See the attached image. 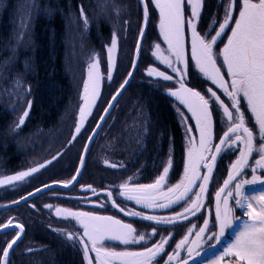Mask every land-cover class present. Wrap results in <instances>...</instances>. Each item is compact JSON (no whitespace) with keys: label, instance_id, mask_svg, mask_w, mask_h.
Returning a JSON list of instances; mask_svg holds the SVG:
<instances>
[{"label":"snow or ice","instance_id":"snow-or-ice-1","mask_svg":"<svg viewBox=\"0 0 264 264\" xmlns=\"http://www.w3.org/2000/svg\"><path fill=\"white\" fill-rule=\"evenodd\" d=\"M143 6V19L145 25L149 21V4L159 11V32L163 41L167 44V55H160V44L154 45L155 51L152 56L166 65L175 74L168 75L166 72L158 71L155 67L146 69L149 77H157L162 81H175L179 87L167 89V95L177 102L176 111L185 128V139L187 141V153L184 161V171L180 180L174 184H169L170 171L173 169L172 151L166 161L161 162L162 171L150 184H131L134 177H129L128 181L119 185L118 195L127 201H133L143 208H168L173 204L182 205L183 212L176 213L172 217H159L146 215L139 211L126 210L112 198V192L106 193L112 201V207L119 208V211L126 216L139 217L142 220L153 221L155 224L175 223L180 219H187V214L195 215L203 206L204 199L208 193V185L213 179V170L218 157L226 150L237 147L239 156L233 161L228 169L227 178L214 193L215 201V223L219 228V233H213L208 239L219 240L224 235L225 230L231 228L234 240L227 248L225 255L230 257L229 264H264V189L259 195L253 190L252 195L246 194L245 186L256 183L264 184V179L255 175L257 168L264 170V0H219L218 8H222V19L213 15L210 21L203 24V30L198 31L201 24L202 8L204 0H139ZM185 6L190 9V14L185 15ZM26 7H34L27 5ZM115 7V6H114ZM118 12V9H117ZM31 13H28L30 22ZM79 20L85 29L89 25L88 17L83 6L80 7ZM28 24L21 20V28L27 29ZM186 29L190 31L191 61L194 68L198 69L205 80L211 81L217 89L230 101L226 104L217 95L213 88H207L206 95L192 87L186 86L189 62L185 58ZM214 33V34H213ZM230 33V34H229ZM22 33L19 37L22 39ZM145 35L144 28H141L139 37ZM227 35V42L224 43L219 52L214 50L218 43H223V37ZM118 48V37L115 32L112 34L111 44L106 46L107 51V72L106 76L101 71V64L98 56H93L88 65L87 78L83 81L82 93L80 96L78 120L75 126V133L79 134L84 127L86 120L92 114V110L101 94V82L104 79L112 81L115 69L116 57L114 53ZM141 45L137 42L136 55L139 56ZM222 57V63L218 66V60ZM183 65V67H181ZM136 61L132 62L135 68ZM226 69L222 73L221 69ZM225 75L229 78L225 79ZM129 78L132 72L128 73ZM129 83L124 80L118 89L111 95L103 114L99 117L92 134L88 137L91 141L97 135V129L101 128L110 110L116 107L118 98L122 95L125 86ZM17 87H22L19 80ZM30 92V88L27 89ZM242 101L245 102V110L242 111ZM26 108L20 115L16 128L19 129L29 116L32 101H25ZM182 108H186L190 116H185ZM245 111L250 113L254 121L252 127L248 126L249 120L245 116ZM220 115L221 122L226 131L222 135H217L214 131L213 114ZM194 120V125H190L188 120ZM147 129H145L146 131ZM193 130L198 136L192 135ZM255 130V134H254ZM76 136L72 137L75 140ZM259 140L258 146L254 144ZM218 140V143H214ZM71 142V141H70ZM242 144L243 147H238ZM85 146V151H88ZM259 155L256 159V167L252 168V179H243L242 174L245 168L249 167V158L253 153ZM56 157H53L55 160ZM48 161L47 163H51ZM105 163H108L105 161ZM84 158L81 157V166ZM45 164L21 171L15 175L0 178V185H12L13 182L24 181L27 177L40 171ZM112 168L124 167L123 163L109 164ZM206 170L201 173V170ZM80 170L77 169V175ZM239 178V179H238ZM76 176L72 180L58 182L67 188L73 184ZM52 187L46 184L44 188ZM194 187L199 188V192L194 191ZM88 189L96 194V190L90 185ZM167 189V191H165ZM43 189L37 188L35 192L22 196L20 200L27 201L30 196L41 192ZM195 196V199L192 197ZM20 200L13 201L18 204ZM166 201V203L164 202ZM186 205V206H185ZM104 207V204L100 205ZM35 208V205H32ZM45 208L52 209L53 205L46 204ZM235 208L243 210L247 220L234 227V222L240 221V217L235 216ZM57 217L69 222H75L82 231H61L70 241L79 243L82 246L84 259L88 264H93V257L89 253H95L96 264H154L156 258L162 254L167 255L165 264H171L177 260V264H189V260H194L196 251L200 247L199 240L209 231V220L205 219L203 226L195 233L197 239L191 241L195 249L187 247V258L180 257V249L189 244V235L192 228L188 229L185 235L175 245V250L171 254L165 253V245L168 237H161L160 241L151 247H145L142 251H113L106 244L119 242L124 245L146 243L144 234H137L136 229L130 223H123L112 216L96 215L93 212L73 211L67 208L55 207ZM195 227V226H194ZM15 229V235L11 240L6 241V246L0 249V264H11L10 254L21 240L24 226L13 219L0 223V232ZM157 234L153 227L151 235ZM31 251V249H28ZM218 264V262H217Z\"/></svg>","mask_w":264,"mask_h":264},{"label":"trees","instance_id":"trees-1","mask_svg":"<svg viewBox=\"0 0 264 264\" xmlns=\"http://www.w3.org/2000/svg\"><path fill=\"white\" fill-rule=\"evenodd\" d=\"M86 1L82 0L85 7ZM130 1L134 4L137 1L136 5L143 10L139 0ZM80 3L81 0H40L28 22L29 31L26 32L24 40L19 38L22 32L18 13L19 0H0L2 167L8 173L14 174L52 161L24 181H18L22 184L30 180L31 184L23 185L18 192L11 194L10 191L0 199V205L16 201L45 184L72 180L76 175L88 136L85 135L82 141H77L79 148L75 160L67 159L66 164L60 161L57 155L66 150L72 136L74 122H69L68 118L71 107L78 99L80 89L77 79L78 75L80 76V68L84 66L79 56L72 63L73 50L68 43L67 21L73 12L80 9ZM151 32L149 26L136 75L95 139L78 184L69 191L52 189L43 192L21 206L0 212V223L13 219L26 228L25 238L12 253L11 264H86L77 247L72 246L54 229L58 227L59 221L47 213L44 204L69 203L67 205L72 206L79 200L97 201L103 197L108 201L104 212L119 215L116 208L112 207L106 195L107 191L112 192L114 196L117 190L113 188H118L119 184L129 177H134L133 183H152L162 171L161 162L167 160L171 149L174 151V164L170 181L179 177L185 161L184 138L172 107V98L165 92L164 83V87H158L153 79L140 72L145 42ZM110 34L109 24L103 21L100 29L94 30L91 44L97 46L104 43V37ZM20 40H24L21 41L24 44L20 43ZM134 46L135 44L131 45V51ZM130 65L131 63L126 64V61L121 60L120 72L115 77L113 86L108 88L109 93L101 104L102 112L111 95L127 79L132 69ZM17 77L23 79V83L30 88L33 106L26 123L19 132L14 133L9 131V128L14 120L15 110L11 101L6 104L8 98L3 93H7L6 87L7 91L11 89V84ZM193 85L196 84L193 82ZM88 131L87 135L92 130ZM101 142L103 145L104 142L112 145L114 150L107 155L117 165L123 163L124 167L113 169L100 163ZM53 157L56 159L53 160ZM83 185L86 188L89 185L95 186L99 190L96 194L89 191L85 195L75 194L74 192ZM114 200L119 202L117 198ZM31 205H36V208ZM14 233L15 231H10L0 234V249L6 246L5 242L11 240ZM26 244L34 245L35 250L25 251Z\"/></svg>","mask_w":264,"mask_h":264},{"label":"rangeland","instance_id":"rangeland-1","mask_svg":"<svg viewBox=\"0 0 264 264\" xmlns=\"http://www.w3.org/2000/svg\"><path fill=\"white\" fill-rule=\"evenodd\" d=\"M39 1L40 0H19L18 13L20 15V19L25 20V22L28 24V13L29 12L31 13V18H32V16L34 15L33 12H34V10L37 9V3ZM86 2H87V5L85 7V6H83L82 0H81L79 7L83 6L84 11L88 17L89 25H88L87 29H85L83 23L79 20L80 9L73 12L70 15L71 18L67 21V23H68V36H69L68 43H70V45H71V49L73 50L72 58H74V60L71 58L73 61L72 63H74L75 60L78 59L77 57L79 56V58H82V61H83L82 64H84V66L82 69L80 68V70H79L80 76L78 75V79H77V81H78L77 85H78V88L80 89L78 99L74 103V105L71 107V109H70L71 112H70L69 118H68L69 122H71V123H72V121L74 122L73 123L74 126L72 127L73 128L72 129V136L68 142V147L66 148V150H62L63 152L62 153L59 152L57 155V157L60 159V161H62L63 163H66V164L68 163V161H71L72 159L75 160V158L78 155V148H79L77 141H79V140L82 141V138L85 135L88 137L90 136V134L92 132L91 130H93L95 128L97 122L99 121V117L103 114V112L101 111V104L104 102V100L106 98L105 96L108 95V93H109L108 88L113 86V81H114L115 77L117 76V74H119V72H120L119 65L121 63V60L126 61V64L131 63L130 67L132 66L136 44L139 40V33H140L141 28H143V25H144L143 10L142 9L140 10L141 7L139 8V6L136 5L137 1L135 4L132 3L130 0H87ZM129 2L131 4H129ZM217 2L219 3V0H217ZM26 4L27 5H33L34 4V7H26ZM132 4H134L135 6L133 7ZM149 5H150L149 6L150 11H151L149 26H150V29L152 30V32L149 36V39L147 38L148 41L146 40V42H145L146 46H145L144 53H143L142 69L140 70V72L145 77L153 79L156 82V85L158 87H164L165 86L164 90H165V92H167L168 88L175 89V88H178L179 85L175 84V81L165 82V81H162L161 79H159L157 77H149L147 75V72H146L147 68L155 67V68H157L158 71H163V72H166V74H168V75L175 76V74L172 72L171 69L167 68L166 65L160 63L159 60L155 59L152 56V52L155 51L154 45L157 43L160 44V48H161V52L159 54L160 55H167V52H166L167 44L163 41V37L160 35V32H159V11H158V9H155L151 4H149ZM87 6L89 7V9H86ZM117 9H118V12H117ZM134 9H136V10H134ZM103 21H105L106 23L109 24L111 34L106 38L104 37V43H100L99 45L94 46L91 44L93 32H94V30L98 31L100 29V24ZM28 31H29V24H28L26 30L22 29V32L20 33L19 37L21 36L22 33H26ZM113 32H115L117 34V37H118V48H117V51L114 53V55L116 57V62H115V69L113 71V79H112V81H108L107 79L102 80V82H101V94H100V97L98 98V100L96 102V105L94 106V108L92 110V114L86 120L84 127L81 129V132L79 134H76L75 133V126H76V123L78 120L79 105L81 104L80 96L82 93L83 81L87 78L88 65L91 62V59L93 56H98V58L100 60V64H101V71L106 76V72H107L106 46L111 44ZM22 39L25 40V34L23 35ZM24 40H20L19 42L24 44L23 42H21ZM133 44H135V46H134L133 50L131 51L130 48H131V45H133ZM223 46H224V43H218V45L215 46L214 50L216 52H219L220 49L223 48ZM131 58H132V61H131ZM185 58L189 62L186 86L192 87L195 90L200 91L202 95H206V98H207L206 90H207V88L211 87V88H213L214 91H217V95H219L221 97V99L224 100V102L226 104H229L230 101L228 100V98L226 96L223 95L222 91L217 89L216 86L211 83V81L205 80L204 77L201 74H199L198 69L194 68V66H193L194 62L191 61L190 43H185ZM220 63H222V57L218 60V66L220 65ZM181 67H183V65H181ZM221 71H222V73H226L225 72L226 69H224V68H222ZM196 76H197V80H195ZM225 79L226 80L229 79L227 77V75H225ZM17 80H19L22 87H19V88L17 87V84H16ZM192 80H194L193 82L196 85H193ZM163 83H164V86H163ZM207 85H208V87H207ZM27 89H29V87L25 83H23V79H21L20 77H17V78H15L13 83L11 84V89L9 91H7V87H6L5 91L7 93H3V94H6V97L8 98L6 104H9L11 101L13 103L12 107L15 110L14 120L12 122V125H10V128H9V131H11V132H14V133L19 132L20 128L26 123V121L29 117L28 116L26 118L25 123L19 129L16 128L17 121H18L20 115L22 114V112L26 108L25 101H28V100L32 101V106H33L32 95L30 94V92L27 91ZM171 100H172V107L175 111L176 118L180 124V128H181L182 133H183L184 156L186 159L187 141L185 139V128H184L183 123L180 120V117L177 114V111H176L177 102L175 101L174 98H172ZM107 101H108V99H107ZM241 103H242V111H244L245 107H246L245 102L242 101ZM31 110H32V107H31ZM31 110L29 112V115L31 113ZM181 110L184 111L185 116L191 115L190 113L187 112L186 108H182ZM245 116L249 120L248 126L252 127L254 121L250 117V113L245 111ZM213 118H214V131H215V133L217 135H222L223 131H226V127L223 126L221 119H220V115H218L217 113H214ZM188 123L190 125H194L195 122H194V120L190 119V120H188ZM125 127H123V128H125ZM88 130L91 132H90V134L87 135L86 132ZM254 134H255V130H254ZM74 135L76 136L75 140L72 139V137ZM192 135L198 136V133H196L195 130H193ZM88 137H87V139H88ZM215 141H218V140H214L213 142L215 143ZM258 143H259V141H258ZM101 144H102L100 146V149H101L100 155L101 156H100V160H99V158H98V160L104 166L110 167L109 164H113L114 160L109 158L107 153L109 154V153L113 152L114 148L108 142H106V143L104 142V145H103V142H101ZM242 146L243 145H240L241 148H242ZM66 151L68 153H66ZM171 151H172V158H173L174 151L172 149H171ZM229 152H231L230 154H233V156L236 157V159L239 156V151H236L235 147L231 148L229 150ZM168 157H169V155H168ZM168 157H167V159H168ZM67 159H68V161H67ZM105 161H107L108 163H105ZM2 163H3V160L0 158V178L17 174V173H14V174L8 173L5 170V168L2 167ZM43 164H45L47 166L49 163L46 162ZM114 164H116V163H114ZM173 164H174V159H173ZM36 167H38V166H36ZM119 168L120 167L113 168V169H119ZM183 171H184V167H183L182 172L180 173L179 177L177 178V180L172 179V181H170L171 185L176 184L180 180L181 176L183 175ZM203 171L204 170L202 169L200 174H202ZM171 174H172V170L170 171V177H171ZM220 177H222V178L220 179L219 183H221L224 179L227 178V174H225L224 176H220ZM69 180H71V179H68V181ZM125 181H128V178L126 180H124L122 183H124ZM133 182H134V180L130 181L131 184H134ZM26 184H31V181L28 180L22 184H21V182L20 183L13 182L12 185H0V199H2L3 196H6V194H8L10 191H11L10 192L11 194L14 192H18L22 188V186L26 185ZM91 187L94 188L96 191L99 190L95 186H91ZM113 189L117 190V192L113 196L114 198L120 199L122 201H127L123 197L118 195V193L120 191L119 186H118V188H113ZM88 191L92 192L91 190L84 187V185H83V186L79 187L76 190V192H74V193L75 194L77 193L80 195H85ZM165 191H167V189H165ZM192 199H195V196H193ZM103 200H107V199H103L100 197V198H98V200L96 202L95 201H87V200H79V201L75 202L76 204H74L72 206L67 205L69 203H67V204L48 203L50 205H53V208L52 209L46 208V210H47L48 214L54 216L59 221L58 227H56L54 229L55 230H58V229L64 230L67 232H70L73 230H76V231H82V230L79 228V225L75 224V222H69L68 220H64L60 217H57V215L55 213V207L67 208V209H71L73 211L93 212L94 214L101 215V216H112L115 219L121 220L123 223L132 224V226L136 229L137 234H144L145 235L146 243L140 242V243H136V245L135 244L124 245V244L119 243V242H114V243L106 244L105 247H108L111 250L117 251V252H120V251H137L136 250L137 245H141V243H142V246L144 245V248L150 247L151 241L153 240V237L151 235L153 228L149 229L147 232H145L146 230H139L135 226V223H133L131 220L125 219L123 217L118 218V217H120V215L115 214L114 212H111L109 214L106 213L107 215H103V214L99 213V212H104L101 210L103 207L100 206L101 204L105 205ZM129 202L132 203L133 201H128V204H129ZM44 205H46V204H44ZM87 206H88V208H86ZM31 207H32V205H31ZM35 208H36V205H35ZM126 209L135 211V209L133 207H129V208L127 207ZM57 232L60 235H62L70 244H72V246H76L79 252H81V253L83 252L82 246L79 243L68 240L66 238V236L63 234V232H61V231H57ZM24 249H25V251H28V249H31L32 251L35 250L34 245H32V244H26L24 246ZM89 255L91 257H93V264H96L95 259H94L95 253L90 252ZM85 262H86V264H88V262L86 260H85ZM114 264H119V261L114 262Z\"/></svg>","mask_w":264,"mask_h":264},{"label":"flooded vegetation","instance_id":"flooded-vegetation-1","mask_svg":"<svg viewBox=\"0 0 264 264\" xmlns=\"http://www.w3.org/2000/svg\"><path fill=\"white\" fill-rule=\"evenodd\" d=\"M190 14V9L185 6V15L188 16ZM213 15H217L222 19L223 15V10L222 8H218V2L217 0H204L203 8H202V17L203 20L200 25H198V31L203 30V24L207 21H210ZM230 34V33H229ZM186 35V43H190V31L186 29L185 32ZM227 42V35L223 37V43ZM226 72V71H225ZM212 86V85H211ZM208 87V85H207ZM213 87V86H212ZM258 138L257 140L254 141V144H258ZM218 143L219 141H215V143ZM242 144H238V147H240ZM258 146V145H257ZM235 147V146H234ZM243 147V146H242ZM236 151H237V147ZM241 148V147H240ZM230 149L226 150L224 153H222L221 157H218L216 161L215 168L213 170V179L209 185L208 188V193L206 196V201L204 203V206L200 213L195 216L192 219L191 218L193 215L192 214H187V219H180L176 221L175 223H163V224H155L153 221H146L142 220L139 217L135 219H130L121 214V212L116 208L118 211L119 215H121L118 218H125L128 220H131L133 223H135V226L139 230H146L147 232L149 229H152L153 227L156 228L157 234L155 236L152 235L153 240L151 241L150 247L154 244L160 241L161 237H168V243L165 245V253L171 254L175 250V245L178 243L185 235L188 234V229L192 228V234L189 235V244L185 246V248L180 249V257L181 258H187L188 253H187V247L191 246L195 249V245L191 244V241L196 240L197 237L195 233L199 230L200 227L203 226V222L205 219L209 220V231L205 233L204 237L199 240L200 247L196 249V251H199V255H195V251L193 253V256L199 257L202 255H205L203 258L198 259L192 264H229L230 257L225 255V252L227 248L230 246V243L234 240V237L232 235V229H226L225 233L223 236L220 237L219 240L217 239H208L209 236H211L213 233H219V228L215 223V201H214V193L217 190L219 186L222 185V182L219 183L220 179L224 176L225 174H228V169L230 164L236 160V157L233 156V154H230L229 152ZM256 159H259V155H257L255 152L253 153V156L249 160V167H247L242 174L243 179H248L251 180L253 173H252V168L256 167L255 161ZM206 171V170H204ZM203 171V172H204ZM203 174V173H202ZM255 175L260 176L262 179H264V170H261L257 168V171ZM239 179V178H238ZM153 183V182H152ZM170 184V180L168 182ZM134 184H139V183H134ZM145 184V183H142ZM261 189H264V184L261 183H256L253 185H246L245 186V191L246 194L252 195L253 190H255V194L259 195ZM195 192H199V188L194 187ZM113 195V194H112ZM103 198V197H101ZM105 199V198H103ZM119 202L117 204L120 205V207L123 208H129L133 207L135 211L142 212L146 215H154V216H159V217H172L176 213L183 212V207L182 205L184 204L183 201H181L180 204H173L171 207L168 208H143L140 205L135 204L134 202L128 204V201H122L118 199ZM105 203V206L101 209L102 211L106 210L108 201L103 200ZM111 201V200H110ZM96 202V201H95ZM166 203V201H164ZM112 203V202H111ZM186 206V205H185ZM88 208V206L86 207ZM128 210V209H126ZM103 215H107L106 212H99ZM197 213V212H196ZM195 213V214H196ZM235 216L240 217V221L234 222V227L242 224L244 221L247 220V217L243 214V210L239 208H235L234 212ZM150 224V225H146ZM195 226V227H194ZM143 243V242H142ZM137 245L136 250L137 251H142L144 249V245ZM136 245V244H135ZM139 246V247H138ZM210 251H213L210 253ZM83 253V252H82ZM167 260V255L162 254L159 256L154 264H165V261ZM191 261V259L189 260ZM171 264H177V260H173Z\"/></svg>","mask_w":264,"mask_h":264},{"label":"water","instance_id":"water-1","mask_svg":"<svg viewBox=\"0 0 264 264\" xmlns=\"http://www.w3.org/2000/svg\"><path fill=\"white\" fill-rule=\"evenodd\" d=\"M149 24H150V9H149V21H148L147 25H145V23H144V25H143V28H144V30H145V35H144V37H143L142 39L139 37V40H138V42H139L140 45H141V50H140L139 56L136 55V49H135V53H134V59H133V61H134V60L136 61V66H135V68L132 67V69H131V71H130V72H132V76H131L130 78H129V76L127 77V79L129 80V83L125 86V90H123L122 95L124 94V92L126 91V89L129 87V85L132 83V80L134 79V76L136 75V72H137V70H138L139 63H140L141 51H142V49H143L144 41H145L146 36H147V32H148V29H149ZM122 95L118 98V100L122 97ZM112 109H113V108H112ZM112 109L110 110V113H111ZM109 115H110V114H109ZM108 117H109V116H108ZM108 117H106L105 121L102 123L101 128L97 129V135H95V137H94L91 141H89V140L87 139L85 146L87 145L89 150H88V151H85V146H84V149H83V152H82V155H81V157L84 158V164H83V166H81V159H80L79 166H78V169L80 170V172H79V175H77V172H76V175H75V176H76V180L73 181V184H72V185H69V187L65 188V187H63L62 184H60V183H58V182L48 183L49 185H52V187L44 188V185L41 186V187H39V188H41V189H43V190H42L41 192H39V193H36V194L33 195V196H30V197L28 198L27 201L20 200V198H19L18 200H20V203H18V204H15V203L11 202V203H7V204L0 205V212L5 211V210H10V209H12V208H15V207L21 206V205H23V204L29 202L31 199H33L34 197L38 196L39 194H41V193H43V192H46V191H49V190H52V189H61V190H64V191H69V190L73 189V188L78 184V182H79V180H80V178H81V176H82V173H83V170H84V167H85V164H86V160H87V158H88V155H89V153H90V150H91V148H92V145H93L95 139L97 138V136L99 135V133L101 132V130H102L104 124L106 123ZM91 134H92V132H91ZM91 134H90V135H91ZM250 158H251V157H250ZM250 158H249V160H250ZM248 163H249V161H248ZM215 165H216V164H215ZM245 169H246V168H245ZM244 171H245V170H244ZM210 183H211V182H210ZM210 183H209V185H210ZM45 185H46V184H45ZM209 185H208V188H209ZM35 190H36V189H35ZM35 190H33V191H31V192H35ZM107 192H108V191H107ZM29 193H30V192H29ZM27 195H28V193L25 194L24 196H27ZM112 198L114 199L113 195H112ZM16 201H17V200H16ZM205 201H206V198L204 199V203H205ZM111 202H112V201H111ZM202 208H203V207H202ZM202 208H201V209H200L195 215H193V216H192L191 218H189V219H192V218H194L195 216H197V215L200 213V211L202 210ZM117 209L119 210V208H117ZM121 214H122L123 216L127 217V218H130V219L138 218V217H133V216H126V215H125L124 213H122V212H121ZM18 223H19V222H18ZM20 224H22V223H20ZM22 225H23V224H22ZM23 226H24V225H23ZM10 231H15V229H14V228H9V229H6V230L0 232V234H4V233L10 232ZM25 236H26V228H25V226H24V232H23L22 238H21V240L18 242V244L15 246V249H16V247H17V246L23 241V239L25 238ZM15 249H14V250H15ZM211 252H213V251H210V253H211ZM12 253H13V251H12L11 254H10V258H11V256H12ZM204 256H205V255H202V256L196 257L194 260L189 261V264L194 263L195 261H197V260L200 259V258H203Z\"/></svg>","mask_w":264,"mask_h":264}]
</instances>
